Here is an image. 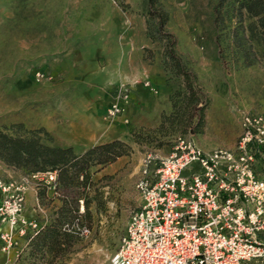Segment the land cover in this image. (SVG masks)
Listing matches in <instances>:
<instances>
[{"label": "rangeland", "instance_id": "1", "mask_svg": "<svg viewBox=\"0 0 264 264\" xmlns=\"http://www.w3.org/2000/svg\"><path fill=\"white\" fill-rule=\"evenodd\" d=\"M216 3L0 0V130L43 128V143L81 153L85 149L70 145L79 144L73 134L99 124L102 143L119 139L130 146L114 162L91 168L86 186L65 193L57 184L34 187L40 227L55 217L63 198L74 199L77 215L60 225L70 243L58 251L28 244L20 264H113L129 216L141 203L135 182L147 155H167L182 134L205 150L231 148L239 111L264 114V63L237 60L230 32L235 22L216 26ZM160 12L167 15L161 24ZM185 75L198 92L196 103L176 96ZM122 84L129 86V103L123 116L108 119L106 108Z\"/></svg>", "mask_w": 264, "mask_h": 264}, {"label": "built area", "instance_id": "2", "mask_svg": "<svg viewBox=\"0 0 264 264\" xmlns=\"http://www.w3.org/2000/svg\"><path fill=\"white\" fill-rule=\"evenodd\" d=\"M129 93L122 84L106 118L123 116ZM239 125L231 148L205 150L180 135L167 155L143 159L135 182L141 203L129 216L113 264H264V114L240 110ZM31 182L55 188L56 172L0 179L4 264H13L40 228L25 215Z\"/></svg>", "mask_w": 264, "mask_h": 264}, {"label": "trees", "instance_id": "3", "mask_svg": "<svg viewBox=\"0 0 264 264\" xmlns=\"http://www.w3.org/2000/svg\"><path fill=\"white\" fill-rule=\"evenodd\" d=\"M153 4L154 0H149ZM214 23L216 26L226 20H234L231 28L234 54L242 65L251 66L256 62L264 63V0H217ZM166 14L160 12L161 23ZM183 91L177 92L185 102L199 99L194 83L188 75L183 79ZM192 107H195L193 104ZM196 132L200 131L203 122L204 107H200ZM22 128L21 124L17 125ZM47 135L43 128L22 132L0 130V160L7 166L22 171L24 174L55 171L57 185L65 191L78 186H86L90 178L91 168L95 171L114 162L122 155L128 154L130 146L122 140L113 139L96 144L81 153H75L71 147L50 146L43 143L40 134ZM185 135V134H182ZM138 140L137 135L134 136ZM44 190L38 191L43 198ZM77 215L74 199L63 198L55 217L44 227H40L30 239L29 244L34 251L48 248L51 251L61 249L63 242L70 243L72 236L60 231V225L72 221Z\"/></svg>", "mask_w": 264, "mask_h": 264}, {"label": "crops", "instance_id": "4", "mask_svg": "<svg viewBox=\"0 0 264 264\" xmlns=\"http://www.w3.org/2000/svg\"><path fill=\"white\" fill-rule=\"evenodd\" d=\"M98 127H90V126H84L82 130L75 134H73V137L79 144H70L73 148H80L81 150L87 149L89 147H92L96 144L102 143L105 139H102V125L97 124ZM80 150V151H81ZM11 173H14L15 176L12 177ZM25 174L16 172L8 167H6L4 164L0 163V179L4 181H18L20 180ZM38 207V198H37V192L33 186V182H31L29 189L26 192L25 195V215L28 218H34L36 217V213L39 212L36 210ZM42 215V214H41ZM2 242L0 240V264H4L6 262V256L1 250ZM22 258L20 256L18 259L11 258L13 261V264H20L19 260Z\"/></svg>", "mask_w": 264, "mask_h": 264}]
</instances>
